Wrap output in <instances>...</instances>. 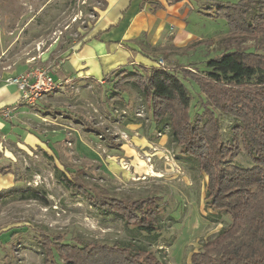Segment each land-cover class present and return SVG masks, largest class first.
I'll return each instance as SVG.
<instances>
[{
  "label": "rangeland",
  "instance_id": "obj_1",
  "mask_svg": "<svg viewBox=\"0 0 264 264\" xmlns=\"http://www.w3.org/2000/svg\"><path fill=\"white\" fill-rule=\"evenodd\" d=\"M107 1L111 0H0V83L8 85L11 76L35 68H47L51 73L65 56L59 52L60 42L87 39L96 14L101 15ZM190 1L196 10L213 7V0ZM142 2L144 8L147 2ZM188 21L189 32L208 38L200 41L199 48L195 44L172 53L174 63L168 64L159 55L163 67L194 68L187 63L232 48L225 41L228 27L224 19L193 13ZM157 58L154 54V61ZM60 81L59 87L42 94L38 102L23 104L19 117L0 118L4 128L0 130V264H42L32 239L39 229L61 234L67 241L73 236L106 242L129 238L121 221L102 217L79 195L63 188L53 166L65 172L82 167L88 182H97L114 195L161 196L166 209L174 211L170 214L173 220L163 218L168 231L167 239L155 244L162 248L159 256L167 264H190V255L228 222L227 217L216 216L205 207L206 176L191 162L175 159L167 128L154 131L145 104L131 85L123 95L124 103L110 104L105 102V86ZM185 84L189 90L197 89L193 83ZM193 97L201 109L203 97ZM78 119L111 135L118 148L105 146L106 140L85 130ZM232 123L221 117L223 132ZM31 130L44 137L46 144H15ZM234 163L251 165L243 151ZM8 167L10 173L4 171ZM25 186L45 190L47 204L6 195L8 190Z\"/></svg>",
  "mask_w": 264,
  "mask_h": 264
},
{
  "label": "trees",
  "instance_id": "obj_2",
  "mask_svg": "<svg viewBox=\"0 0 264 264\" xmlns=\"http://www.w3.org/2000/svg\"><path fill=\"white\" fill-rule=\"evenodd\" d=\"M213 1V7L201 12L225 20V41L232 48L192 64L194 68L133 64L112 70L102 82H89L105 86V102L110 104L124 103L127 85L134 87L154 131L167 128L175 159L191 162L206 176L205 207L216 216L227 217L228 222L190 255V264H264V0ZM148 3L151 11L163 8L159 1ZM139 7L142 9L143 2ZM98 38L99 34L92 37ZM80 41L60 42V54ZM185 82L197 89L189 90ZM194 94L203 97L199 110ZM221 117L233 120L227 133L222 130ZM76 122L106 140L105 146L118 148L111 135L84 120ZM241 151L249 157V167L234 163ZM53 173L63 188L79 195L99 215L121 221L129 238L106 242L73 236L67 241L61 234L39 229L32 239L42 264H167L159 256L162 248L155 244L167 239L163 218L173 220L170 214L174 209L167 210L161 196L114 195L105 186L88 182L82 167L65 172L53 166ZM46 194L32 186L6 192L8 197L37 200L43 205L47 204Z\"/></svg>",
  "mask_w": 264,
  "mask_h": 264
},
{
  "label": "crops",
  "instance_id": "obj_3",
  "mask_svg": "<svg viewBox=\"0 0 264 264\" xmlns=\"http://www.w3.org/2000/svg\"><path fill=\"white\" fill-rule=\"evenodd\" d=\"M142 1L147 4L140 9ZM150 1H159L163 8L151 11L148 4ZM193 13L204 15L192 6L190 0L172 4L166 3V0L107 1L101 15L98 14L90 36L75 43L61 57L57 67L51 70V75L59 83L62 79L66 82L74 79L87 84L90 79L102 82L105 75L121 67L130 68L133 64L155 66L161 55L168 64L174 63L172 53L182 52L208 38L189 32L188 18ZM96 34H99V38L92 39ZM154 54L158 55V60L154 61ZM6 109L11 112L10 116L18 117L24 111L18 88L0 83V111ZM1 129L4 128L0 123ZM45 142L47 140L44 137L31 130L15 144L34 146Z\"/></svg>",
  "mask_w": 264,
  "mask_h": 264
},
{
  "label": "built area",
  "instance_id": "obj_4",
  "mask_svg": "<svg viewBox=\"0 0 264 264\" xmlns=\"http://www.w3.org/2000/svg\"><path fill=\"white\" fill-rule=\"evenodd\" d=\"M157 66L163 67L162 60L157 61ZM6 84L14 85L20 92V101L25 105H33L42 94L59 87L47 68H35L24 74L11 76ZM9 110L0 111V117L8 118Z\"/></svg>",
  "mask_w": 264,
  "mask_h": 264
}]
</instances>
